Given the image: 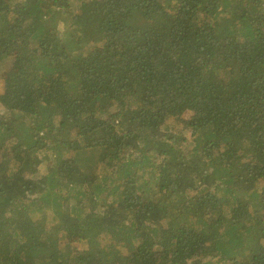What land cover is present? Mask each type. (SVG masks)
Returning a JSON list of instances; mask_svg holds the SVG:
<instances>
[{"label": "trees", "instance_id": "1", "mask_svg": "<svg viewBox=\"0 0 264 264\" xmlns=\"http://www.w3.org/2000/svg\"><path fill=\"white\" fill-rule=\"evenodd\" d=\"M0 264H264V0H0Z\"/></svg>", "mask_w": 264, "mask_h": 264}, {"label": "rangeland", "instance_id": "2", "mask_svg": "<svg viewBox=\"0 0 264 264\" xmlns=\"http://www.w3.org/2000/svg\"><path fill=\"white\" fill-rule=\"evenodd\" d=\"M183 104H185V106ZM183 104H182V107L186 108V106H189V107H187L189 110H191V108L194 107L193 103H191L190 101H185V102H183ZM184 111H186V109Z\"/></svg>", "mask_w": 264, "mask_h": 264}]
</instances>
